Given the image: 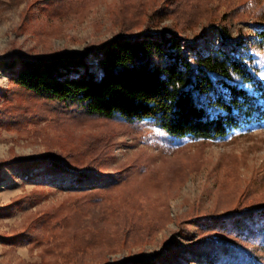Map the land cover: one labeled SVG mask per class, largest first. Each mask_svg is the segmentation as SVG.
<instances>
[{
    "label": "rangeland",
    "instance_id": "rangeland-1",
    "mask_svg": "<svg viewBox=\"0 0 264 264\" xmlns=\"http://www.w3.org/2000/svg\"><path fill=\"white\" fill-rule=\"evenodd\" d=\"M246 1L0 0V58L83 55L120 32L166 27L190 41L203 35L208 52L222 38L205 28L223 24L251 45L264 31V0H254L257 16L238 13ZM250 51L264 80V50ZM16 71L0 68V161L57 157L105 182L84 190L44 167L3 166L0 264H122L180 249L204 253L205 234L235 240L213 222L264 206V123L223 140L172 138L147 122L106 120L41 98L12 82ZM188 255L176 263L200 264Z\"/></svg>",
    "mask_w": 264,
    "mask_h": 264
},
{
    "label": "trees",
    "instance_id": "trees-1",
    "mask_svg": "<svg viewBox=\"0 0 264 264\" xmlns=\"http://www.w3.org/2000/svg\"><path fill=\"white\" fill-rule=\"evenodd\" d=\"M256 8L254 0L236 6L242 15L257 16L261 11ZM209 30L222 39L208 52L200 47L203 35L190 41L166 27L155 33L120 32L83 55L10 54L0 58V68H17L12 82L22 89L91 116L147 122L172 138L223 140L234 130L264 123V80L250 51L264 50V31H256V41L245 45L246 38H234L227 25L205 28ZM92 57L96 63L90 62ZM14 164L44 167V174L52 177L69 176L74 186L84 190L98 189L97 184L105 182L94 169H78L57 157L0 161V172ZM236 215L223 223L213 222L224 225L221 228L235 240L222 241L208 233L199 246L208 247L204 253L180 249L122 264H177L185 254L200 264H264V257L256 252L264 253V206Z\"/></svg>",
    "mask_w": 264,
    "mask_h": 264
}]
</instances>
